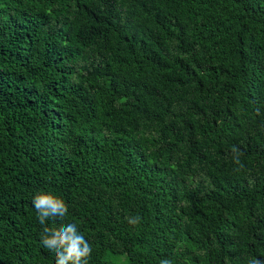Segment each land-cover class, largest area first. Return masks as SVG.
Here are the masks:
<instances>
[{"label": "trees", "instance_id": "1", "mask_svg": "<svg viewBox=\"0 0 264 264\" xmlns=\"http://www.w3.org/2000/svg\"><path fill=\"white\" fill-rule=\"evenodd\" d=\"M38 192L87 264H264V0H0V264Z\"/></svg>", "mask_w": 264, "mask_h": 264}, {"label": "clouds", "instance_id": "2", "mask_svg": "<svg viewBox=\"0 0 264 264\" xmlns=\"http://www.w3.org/2000/svg\"><path fill=\"white\" fill-rule=\"evenodd\" d=\"M37 213V220L43 227L40 238L42 246L55 255V264H87L92 253V245L78 231L75 224H60L58 227H49L46 222L57 220L68 214V206L65 202L50 194L37 193L32 200ZM138 222L137 218H129L130 224ZM161 264H171L167 259ZM249 264H260L256 259L250 260Z\"/></svg>", "mask_w": 264, "mask_h": 264}]
</instances>
